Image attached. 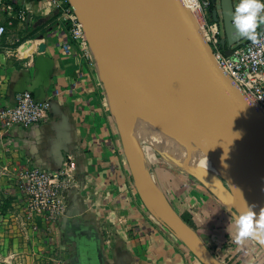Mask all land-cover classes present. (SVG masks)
Segmentation results:
<instances>
[{"label":"crops","instance_id":"obj_1","mask_svg":"<svg viewBox=\"0 0 264 264\" xmlns=\"http://www.w3.org/2000/svg\"><path fill=\"white\" fill-rule=\"evenodd\" d=\"M15 5L25 7V20L0 5V105L29 89L50 106L37 123L0 127V264H41L50 243L60 248L63 264H264L254 237L236 242V216L221 203L216 182L203 184L178 168L151 172L187 229L170 223L123 152L89 42L87 56L74 41L63 48L65 25L49 0ZM70 158L59 217L49 227H31L18 172L56 170Z\"/></svg>","mask_w":264,"mask_h":264},{"label":"water","instance_id":"obj_2","mask_svg":"<svg viewBox=\"0 0 264 264\" xmlns=\"http://www.w3.org/2000/svg\"><path fill=\"white\" fill-rule=\"evenodd\" d=\"M164 1L167 11L149 12L120 0H70L105 76L103 64L107 60L101 61L100 54L104 53L100 46H106L110 53L126 58H153L157 63L155 67L172 80L191 88H202L201 92L187 94L185 100L200 101L219 121L222 130L232 139L233 155L242 162L247 178L264 199V119L217 65L187 7L181 0ZM211 2L215 4L212 9L215 20L219 19L217 12L221 10L228 35L221 37L220 41L226 45L224 51L228 53L230 44L240 36L232 24L233 2ZM109 95L108 91L121 131V123ZM232 206L237 217L244 210L234 203ZM233 208L229 211L234 214ZM254 238L264 254V234Z\"/></svg>","mask_w":264,"mask_h":264},{"label":"bare ground","instance_id":"obj_3","mask_svg":"<svg viewBox=\"0 0 264 264\" xmlns=\"http://www.w3.org/2000/svg\"><path fill=\"white\" fill-rule=\"evenodd\" d=\"M120 1L143 11L153 10L154 0ZM199 32L201 34L200 29ZM100 49L107 56V61L103 64L107 65L106 86L112 91L114 109L123 130L126 155L137 177L136 181L143 188L142 191L163 211L170 223L187 229L148 175L147 161L145 162L142 155L139 140H146L167 155L166 158L172 163L191 168L203 181L213 180V172L219 171L217 165L207 156L226 163L233 173L230 185L234 192V204L244 210L247 205L251 206L259 215L260 210L264 208V199L256 191L254 183L247 178L242 162L233 155L231 137L222 130L219 121L200 101L184 98L189 93L201 92L202 88H191L172 80L155 67L157 63L153 58H126L110 53L106 46H100ZM115 78H120V86L115 82ZM124 83L126 86H123ZM123 96L128 97L127 103L121 100ZM187 131L194 133V145L187 137ZM169 145H173L174 149H168Z\"/></svg>","mask_w":264,"mask_h":264},{"label":"built area","instance_id":"obj_4","mask_svg":"<svg viewBox=\"0 0 264 264\" xmlns=\"http://www.w3.org/2000/svg\"><path fill=\"white\" fill-rule=\"evenodd\" d=\"M17 1L0 0V5L10 15L15 11L21 20H25L26 9L15 5ZM49 1L65 25L60 31L63 48L67 50L70 41H74L81 47L82 54L87 56L88 39L70 0ZM181 2L189 8L194 21L198 20L204 29L203 40L217 65L264 119V24H261L257 30L261 41L259 44L254 45L249 39L244 38L237 43H231L229 52L225 53L226 45L221 44L219 33L221 19L213 18L214 7H209L211 0H181ZM4 33L5 26L0 24V39ZM49 106L48 97H38L29 89L20 90L15 94L13 104L0 105V127L7 128L13 125L27 127L37 123L46 117ZM72 167L74 162L70 158L65 162V167L56 170L30 167L18 172L22 212L31 227L39 228L40 225L49 227L59 217L63 209L61 190L67 183L68 169ZM54 250V246L50 243L49 252Z\"/></svg>","mask_w":264,"mask_h":264},{"label":"rangeland","instance_id":"obj_5","mask_svg":"<svg viewBox=\"0 0 264 264\" xmlns=\"http://www.w3.org/2000/svg\"><path fill=\"white\" fill-rule=\"evenodd\" d=\"M232 2H233V0H232ZM239 2H240V0H235L233 2L234 9H235L236 5L239 4ZM153 10H156V11H167V5H166L165 1L164 0H154V2H153ZM221 14H222L221 10L219 9L218 10V17L221 19V21L219 23V25H220V27H219L220 32L219 33H220L221 37L226 38L227 35H228V32H227V30H226V28H225V26L223 24V20H222ZM195 24H196L197 27H199L202 37L205 38L204 37L205 36V31L200 26L198 20L195 21ZM260 25H259V27H260ZM259 27L257 28V30L259 29ZM244 38H246V37L239 36V38L237 40H235L233 43H237V42L241 41ZM100 57H101V61L102 62L104 60H107V58H106L107 56L106 55L100 54ZM109 64H110V62L108 63V65ZM106 67H107V65L104 66V71H105ZM119 80H120V78H117V79L115 78V82L117 84L119 83ZM115 82H114V85H115ZM104 84L107 85L106 76L104 78ZM119 86H120V83H119ZM123 86H126V84L124 83ZM116 88H118V85L116 86ZM109 89H108V91H109ZM117 91H118V89H117ZM109 94H110L109 96H110V99H111V103L113 105V101L114 100L112 101L113 98H112V95H111L112 94L111 90L109 91ZM121 100L123 102L127 103L128 102V97L127 96H123V97H121ZM109 105H110L111 115L113 117L114 113H113V110L111 108L110 101H109ZM171 119H173V118H171ZM117 127H118V125H117ZM121 129H122V127H121ZM118 130H119V128H118ZM121 131H122V133H121ZM121 131H119V133H120V140L122 141L123 140L122 138H124V136H123V130H121ZM186 134H187V137L190 139L192 145H194L196 143L194 133L192 131H187ZM122 145H123V141H122ZM139 145L141 147L142 155H143V157L145 159V162L147 161V172H148V174H151V172L156 173V171H159V170H163V171L164 170H167V171L170 170L171 173L174 174V170L176 168H178L181 171H183L185 174H187V173L188 174L189 173L192 174L197 181L200 180L199 182H201L203 184L212 185L213 182L214 183L216 182V184L220 187V189H219V198H220L221 203L224 204V206L226 208H228V209L229 208H233L232 205H233V203H235V198H234L233 189L231 188V185H230V179L232 178L233 173H232V168L229 165H225L224 163H221V161L218 162L215 159L210 158V157L207 156V158H209L214 164L217 165V169L219 171L216 170V171L213 172V175L215 176L213 180L211 179L210 181H208V180L207 181H203L202 179H200L196 175V173L191 168L189 169L186 166L180 165L178 163H175V164L172 163L168 158H166L167 155H165L163 152H160L159 150H157L154 146H152L146 140H139ZM167 148L170 149V150H173L174 146L173 145H169ZM124 149H125V147L123 146V152L126 155V151ZM126 157H127V155H126ZM130 167H131V165H130ZM171 173H168V174L171 175ZM170 205H171V203H170ZM234 211H235L234 216L237 217V211L235 209H234ZM54 248H55V250L54 251H50L49 255H47V256L46 255H42L41 256L42 257V262H43L41 264H57L59 262H61V264H62L63 257L61 255V250H60V248H58L57 245L56 246L54 245Z\"/></svg>","mask_w":264,"mask_h":264},{"label":"clouds","instance_id":"obj_6","mask_svg":"<svg viewBox=\"0 0 264 264\" xmlns=\"http://www.w3.org/2000/svg\"><path fill=\"white\" fill-rule=\"evenodd\" d=\"M232 24L235 33L246 37L252 44H259L260 36L257 28L264 24V0H240L233 12ZM237 235L235 237L238 244H242L245 239L264 234V208L259 215L251 206L242 210L236 217Z\"/></svg>","mask_w":264,"mask_h":264},{"label":"trees","instance_id":"obj_7","mask_svg":"<svg viewBox=\"0 0 264 264\" xmlns=\"http://www.w3.org/2000/svg\"><path fill=\"white\" fill-rule=\"evenodd\" d=\"M215 6V4L214 3H212V2H210V5H209V7L210 8H213ZM183 220L185 221V222H187L184 218H183Z\"/></svg>","mask_w":264,"mask_h":264},{"label":"flooded vegetation","instance_id":"obj_8","mask_svg":"<svg viewBox=\"0 0 264 264\" xmlns=\"http://www.w3.org/2000/svg\"><path fill=\"white\" fill-rule=\"evenodd\" d=\"M221 21V20H220Z\"/></svg>","mask_w":264,"mask_h":264}]
</instances>
